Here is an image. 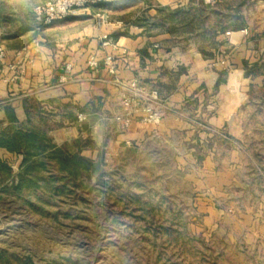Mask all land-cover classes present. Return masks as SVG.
I'll use <instances>...</instances> for the list:
<instances>
[{"label":"crops","instance_id":"obj_1","mask_svg":"<svg viewBox=\"0 0 264 264\" xmlns=\"http://www.w3.org/2000/svg\"><path fill=\"white\" fill-rule=\"evenodd\" d=\"M109 7L92 6L21 37H3L0 76L9 75L12 63L23 66L26 76L21 83H0V130L45 132L53 144L102 163L104 157L119 162L125 151L167 150L202 218L195 228L215 235L230 218L226 243L264 252V196L255 199L251 187L257 181L243 175L252 166L245 128L261 105L258 96L264 97V1L222 11L220 25L211 15L205 28L178 24L177 32L146 25L141 16H113ZM151 9L148 16H156ZM104 35L113 45H104ZM91 55L99 68L88 67ZM107 55L115 57L121 80L138 78L159 88L165 104L160 125L135 121L125 132L116 129L122 107L114 77L102 64ZM222 59L228 72L211 66ZM79 113L87 116L82 124ZM238 181L249 187L243 194H233Z\"/></svg>","mask_w":264,"mask_h":264},{"label":"rangeland","instance_id":"obj_2","mask_svg":"<svg viewBox=\"0 0 264 264\" xmlns=\"http://www.w3.org/2000/svg\"><path fill=\"white\" fill-rule=\"evenodd\" d=\"M1 1L21 14L22 4L34 10L52 0ZM260 1L211 4L222 3L225 12L228 5L255 8ZM169 2L176 6L182 0H110L109 8L113 16L143 18L151 7ZM4 36L13 37L0 33V46ZM258 97L261 105L251 111L243 139L251 146L252 164L243 175L251 173L257 181L251 187L255 199L264 196V97ZM164 151H125L119 162L104 157L97 173L77 180L65 179L49 161L39 187L10 193L3 187L17 180L23 158L1 149L13 173L0 179V264H264V252L226 243L230 218L215 235L195 228L202 218L193 212L192 192ZM248 188L238 181L232 191L243 194Z\"/></svg>","mask_w":264,"mask_h":264},{"label":"trees","instance_id":"obj_3","mask_svg":"<svg viewBox=\"0 0 264 264\" xmlns=\"http://www.w3.org/2000/svg\"><path fill=\"white\" fill-rule=\"evenodd\" d=\"M222 3L207 4L204 0H189L187 6L176 9L171 7L155 6L157 15L152 17L145 15L142 20L146 25L165 28L171 32H177L176 25H184L185 30L205 28L211 15H216V24L224 23L225 15H221ZM233 5H228L231 9ZM21 14H17L12 6L0 0V33L10 34L13 37H21L28 32L39 28L43 21L37 19L32 8L22 4ZM23 13V14H22ZM22 156L18 178L11 184L3 187L5 192L21 193L24 190L37 188L40 181L46 180L43 170L47 162L54 161L61 172L66 173L65 179H79L84 174L89 176L97 173L103 163L73 153L66 147L53 144L47 133L30 128H8L0 130V150ZM9 164L0 158V179L6 181L12 176ZM2 199V196H0Z\"/></svg>","mask_w":264,"mask_h":264},{"label":"built area","instance_id":"obj_4","mask_svg":"<svg viewBox=\"0 0 264 264\" xmlns=\"http://www.w3.org/2000/svg\"><path fill=\"white\" fill-rule=\"evenodd\" d=\"M207 4H211L214 0H204ZM110 0H52L43 4H39L34 8L36 16L43 20L44 24H52L55 21L67 19L73 13L84 11L92 6L109 3ZM247 33V30H243ZM228 35L230 32L227 33ZM104 45H113V40L108 35H104ZM6 58V50L0 46V64H4ZM88 67L97 69L101 62L96 55H91L88 60ZM103 66L108 73L114 77L112 85L119 91L120 104L122 112L114 117V124L119 132L128 130L135 121L143 124L158 126L164 118L163 108L164 100L160 95V90L155 84L146 83L138 78L128 81L121 80L117 76L118 64L113 55H107L102 61ZM213 67L221 66L226 72L229 71V63L227 59L218 60L212 63ZM9 75L0 76V83H21L25 80V69L19 63H12L7 66ZM70 70L71 66L68 65ZM67 78L63 77L62 82ZM80 124L87 120L84 113L77 116ZM199 125L208 129L202 123ZM227 138V137H226Z\"/></svg>","mask_w":264,"mask_h":264}]
</instances>
